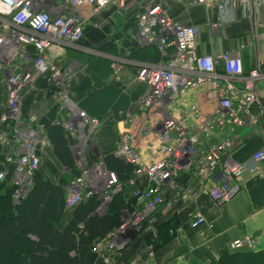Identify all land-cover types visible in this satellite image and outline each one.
<instances>
[{"label": "built area", "instance_id": "obj_1", "mask_svg": "<svg viewBox=\"0 0 264 264\" xmlns=\"http://www.w3.org/2000/svg\"><path fill=\"white\" fill-rule=\"evenodd\" d=\"M119 2L0 0V75L5 89L0 114V147L16 144L13 154L4 156V162L12 167L13 205H18L26 196L40 165L41 139L35 118L21 115L20 101L23 90L41 76L57 89L56 96L65 113V119L58 124L71 139L74 168L78 172L67 185V207L95 195L100 202L98 212L102 213L115 195L122 193L132 200V207L139 210L131 215L133 218L128 224L139 225L147 220L148 212L158 206L168 207L169 196L178 195L175 179L180 172L192 170L196 177L218 179L208 195L212 201L223 204L238 190L237 185L231 184L234 180L259 171V164L264 160L262 150L241 163L233 162L229 154L235 131L245 125L256 126L264 116V96L258 90L259 85L264 86V0H191V5L216 12L215 21L209 24L212 33L252 16L253 27L261 30L262 49L253 68L247 72L243 70L238 52L199 54V27L179 24L160 6L150 5L136 14L137 44L155 47L162 58L156 63L142 64L136 75V80L148 87L141 101L142 108L160 107L162 110L160 123L152 130L159 142L161 157L146 163L139 160L128 128L134 121L127 117L123 122L125 127L119 131V145L114 155L132 166L131 173L120 182L116 173L106 167L93 143V134L102 122L71 101L69 90L75 73L73 66L65 65L63 60L67 49L77 48L86 27H97L91 21L93 16ZM235 10H240V18L233 15ZM28 47L33 54H28ZM244 47L240 45L239 50ZM112 67L116 71L119 68L115 61ZM196 89L210 90L215 101L208 120L193 126L189 132L185 121L174 118L167 109H171L182 94ZM189 113L195 120L200 118L197 106H191ZM221 133L223 138H219ZM6 175V170L1 171L0 181ZM142 178L148 182L144 188L137 186ZM203 223V217L195 215L190 226L196 228ZM122 228L117 231L119 240L105 238L93 243L91 251L103 262L108 263L113 252L124 248L126 239L119 237ZM253 244L252 238L244 236L232 241L229 248L231 251L251 249Z\"/></svg>", "mask_w": 264, "mask_h": 264}, {"label": "crops", "instance_id": "obj_2", "mask_svg": "<svg viewBox=\"0 0 264 264\" xmlns=\"http://www.w3.org/2000/svg\"><path fill=\"white\" fill-rule=\"evenodd\" d=\"M150 5L160 6L169 18L181 25L199 27V54L238 52L243 70L247 72L253 68L261 53V30L253 27L252 16L249 20L212 33L209 24L215 21L216 12L214 9L191 5V0H120L107 6L91 19L97 27H86L77 48L67 49L63 60L65 65L73 66L75 73L69 90L71 101L102 122L93 134L95 152L101 158L107 154L115 156L119 131L125 127L123 122L127 117L134 121L128 128L139 160L146 163L161 157L160 145L152 130L158 127L162 110L160 107L142 108L141 101L148 87L136 80L142 64L162 60L155 47L139 46L136 41V14ZM233 15L240 18V10H235ZM240 45L245 46L243 50H239ZM26 50L28 54H33L31 47ZM113 61L119 66L117 71L112 67ZM258 90L264 96V86L259 85ZM57 93V89L45 77L35 78L22 92L20 112L24 118H35V127L41 139L39 169L51 183L63 178L68 185L73 179L72 173L53 153L46 133L50 126L65 119ZM4 100L5 89L0 75V114ZM214 101L213 92L196 89L182 94L178 102L167 110L174 118L184 120L189 132H192L193 126L208 120ZM191 106L199 108L198 120L190 115ZM62 131L73 163L71 139L63 128ZM262 131L264 116L259 118L256 126L245 125L237 129L232 136L230 159L241 163L258 150L264 152ZM223 137L224 134H219V138ZM15 150L16 144L12 142L2 148V154L11 155ZM47 164L56 173H52ZM193 173L190 170L177 175L178 195L169 196L168 207L163 205L155 209L150 218L143 222V232L133 236L129 242L125 240L124 248L113 252L108 263L89 254L83 264H217L225 252H234L229 248L230 243L244 236L254 241L253 247L247 250L254 253L264 251V160L259 164L258 172L244 174L231 183L237 185L238 190L223 204L212 201L208 195L218 179L212 176L196 177ZM147 184L146 178L137 182L141 188ZM67 185L63 189L65 199ZM72 212L73 209L66 206L57 225L60 231L69 223ZM195 215L202 216L204 223L192 228L190 223Z\"/></svg>", "mask_w": 264, "mask_h": 264}, {"label": "trees", "instance_id": "obj_3", "mask_svg": "<svg viewBox=\"0 0 264 264\" xmlns=\"http://www.w3.org/2000/svg\"><path fill=\"white\" fill-rule=\"evenodd\" d=\"M46 133L53 153L73 178L77 176L61 126L52 125ZM103 161L109 170L116 173L120 182L131 173V165L111 154L105 155ZM47 167L56 173L50 164ZM4 170L7 175L0 181V264H83L91 254L93 243L106 238L119 227L122 211L132 203L119 193L107 210L99 214V199L95 195L89 196L71 207V219L60 231L57 225L66 208L63 191L66 180L59 178L57 183H51L38 168L26 196L18 205H13L12 167L4 162L0 148V172ZM217 264H264V251L254 253L243 248L225 252Z\"/></svg>", "mask_w": 264, "mask_h": 264}, {"label": "rangeland", "instance_id": "obj_4", "mask_svg": "<svg viewBox=\"0 0 264 264\" xmlns=\"http://www.w3.org/2000/svg\"><path fill=\"white\" fill-rule=\"evenodd\" d=\"M107 208H108V206H107ZM107 208L105 210H102L101 212L106 211ZM138 211L139 210H137V209L132 207V204L130 206H128V207H125V209H124V211L122 213V218H121V222L122 223H120L119 227L117 229H115L114 231H112L111 234H109V236L107 235L108 237H106V239H108V240H114L115 239L116 241L119 240V238L117 237V231L119 230L120 226H123L124 228H122V230H121L122 231V235L120 234L119 237L121 236L122 238H125L127 242L131 241L133 236H136V235H139L140 233H142L143 232V221L139 225H130V224H128L130 221H132L133 217L131 218V215L133 213H138ZM154 211L155 210L147 213V215H146V217H148L147 219L150 218V215H152ZM137 226H138V228H137ZM104 239H102V240H104ZM90 253L94 254L91 251V249H90Z\"/></svg>", "mask_w": 264, "mask_h": 264}, {"label": "bare ground", "instance_id": "obj_5", "mask_svg": "<svg viewBox=\"0 0 264 264\" xmlns=\"http://www.w3.org/2000/svg\"><path fill=\"white\" fill-rule=\"evenodd\" d=\"M127 233V232H126Z\"/></svg>", "mask_w": 264, "mask_h": 264}]
</instances>
